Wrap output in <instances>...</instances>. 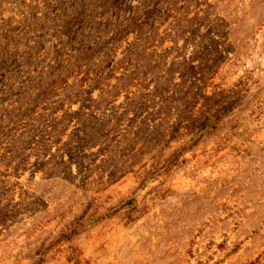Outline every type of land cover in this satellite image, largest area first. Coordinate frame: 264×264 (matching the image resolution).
<instances>
[{
  "label": "rangeland",
  "instance_id": "374dc122",
  "mask_svg": "<svg viewBox=\"0 0 264 264\" xmlns=\"http://www.w3.org/2000/svg\"><path fill=\"white\" fill-rule=\"evenodd\" d=\"M0 264H264V0H0Z\"/></svg>",
  "mask_w": 264,
  "mask_h": 264
},
{
  "label": "trees",
  "instance_id": "16d2710c",
  "mask_svg": "<svg viewBox=\"0 0 264 264\" xmlns=\"http://www.w3.org/2000/svg\"><path fill=\"white\" fill-rule=\"evenodd\" d=\"M213 124H214V121L213 120H209V118H205L203 120V123H202V127L201 128H208V127H213ZM71 231H74V228L71 229Z\"/></svg>",
  "mask_w": 264,
  "mask_h": 264
}]
</instances>
